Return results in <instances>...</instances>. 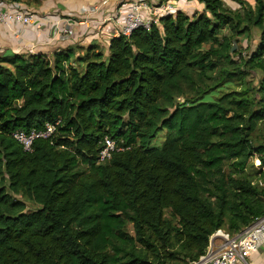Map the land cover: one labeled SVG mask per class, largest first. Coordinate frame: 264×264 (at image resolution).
I'll return each mask as SVG.
<instances>
[{"label": "trees", "instance_id": "16d2710c", "mask_svg": "<svg viewBox=\"0 0 264 264\" xmlns=\"http://www.w3.org/2000/svg\"><path fill=\"white\" fill-rule=\"evenodd\" d=\"M198 1L209 15L162 16L107 52L0 57V264H188L264 215V0ZM55 121L29 151L12 137ZM105 136L120 149L98 163Z\"/></svg>", "mask_w": 264, "mask_h": 264}, {"label": "built area", "instance_id": "2783aa9c", "mask_svg": "<svg viewBox=\"0 0 264 264\" xmlns=\"http://www.w3.org/2000/svg\"><path fill=\"white\" fill-rule=\"evenodd\" d=\"M106 0L100 4H106ZM178 0H159L155 4H149L146 0H124L116 7L115 14L106 18L116 24V29L109 35L111 38L117 36L128 37L134 30L148 29L152 24H157L158 19L165 15H173L176 11ZM96 7L83 10L87 15L94 14ZM176 11V12H175ZM42 19L34 12L25 8H18L13 2L0 0V25H21L38 27ZM78 24H88L93 38H99L97 32L98 22L94 20L82 19ZM69 25V24H68ZM55 35L68 36L70 30L61 28L59 21L54 22ZM70 26V25H69ZM264 56V54H263ZM59 121L46 123L41 129H31L30 131L15 130L12 137L21 145L23 150H31L36 139H47L55 132ZM115 141L107 136L102 139L101 147L97 155V162L103 163L110 159L113 152L119 150ZM217 237L219 242L214 246L213 239ZM264 245V215L253 220V222L240 232L230 235L223 230H217L209 239L205 253L196 261L188 264H249L248 257Z\"/></svg>", "mask_w": 264, "mask_h": 264}, {"label": "crops", "instance_id": "0c3cea01", "mask_svg": "<svg viewBox=\"0 0 264 264\" xmlns=\"http://www.w3.org/2000/svg\"><path fill=\"white\" fill-rule=\"evenodd\" d=\"M103 0H41L39 5L34 6L24 2H13L18 8H25L34 12L42 19L38 27L21 25H0V57L10 54H44L51 57L54 52L64 50L68 47H86L91 43H96L107 52L109 35L116 29V24L106 18L115 14L116 7L124 0H106V4H100ZM149 4H155L159 0H146ZM224 6L232 11L240 8V4L235 0H222ZM253 6L254 0H240ZM96 7L94 14H86L83 10ZM176 11L182 12L188 17H193L201 13L209 15L205 6L198 0H178ZM175 11V12H176ZM94 20L97 24L99 38L88 35L91 32L90 25L78 24L80 20ZM59 21V25L66 31H71L68 36H57L54 33V22ZM70 26H69V25ZM90 27H86V26ZM219 242L214 237L213 244ZM249 264H264V245L253 252L247 259Z\"/></svg>", "mask_w": 264, "mask_h": 264}, {"label": "rangeland", "instance_id": "374dc122", "mask_svg": "<svg viewBox=\"0 0 264 264\" xmlns=\"http://www.w3.org/2000/svg\"><path fill=\"white\" fill-rule=\"evenodd\" d=\"M258 40H259V30L254 29L251 33L250 41H248V42L243 41L241 44H242V47L248 46L247 52H250L251 50H253L256 47ZM79 53H80V55L82 54L81 52H79ZM165 134H166V129L159 131L156 134V136L151 141H149L148 145L151 147H160L162 145L164 139H165ZM254 168H255V166H253V172L254 173L258 172V170L256 168L255 169ZM225 170H227V164H225ZM259 170L264 174V166L260 167ZM254 182L264 186V176H262V177L258 176L254 180ZM12 197L19 199V200H22L26 205V210H28V211L34 210L36 208V205L33 202L27 200L23 195H12ZM127 229L130 233L132 232L130 227H128Z\"/></svg>", "mask_w": 264, "mask_h": 264}, {"label": "water", "instance_id": "95a60500", "mask_svg": "<svg viewBox=\"0 0 264 264\" xmlns=\"http://www.w3.org/2000/svg\"><path fill=\"white\" fill-rule=\"evenodd\" d=\"M235 48H236V45L233 44V46H232V48H231V51L235 50Z\"/></svg>", "mask_w": 264, "mask_h": 264}]
</instances>
